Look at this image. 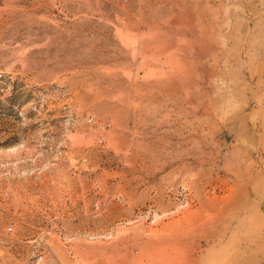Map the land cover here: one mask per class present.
<instances>
[{"label":"rangeland","instance_id":"rangeland-1","mask_svg":"<svg viewBox=\"0 0 264 264\" xmlns=\"http://www.w3.org/2000/svg\"><path fill=\"white\" fill-rule=\"evenodd\" d=\"M0 264H264V0H0Z\"/></svg>","mask_w":264,"mask_h":264}]
</instances>
